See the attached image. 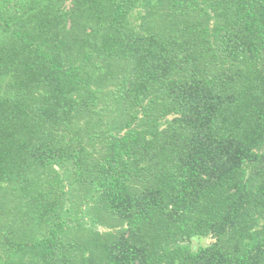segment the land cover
<instances>
[{
    "label": "trees",
    "instance_id": "1",
    "mask_svg": "<svg viewBox=\"0 0 264 264\" xmlns=\"http://www.w3.org/2000/svg\"><path fill=\"white\" fill-rule=\"evenodd\" d=\"M0 264H264V0H0Z\"/></svg>",
    "mask_w": 264,
    "mask_h": 264
},
{
    "label": "rangeland",
    "instance_id": "2",
    "mask_svg": "<svg viewBox=\"0 0 264 264\" xmlns=\"http://www.w3.org/2000/svg\"><path fill=\"white\" fill-rule=\"evenodd\" d=\"M209 241H210L209 239H203V240L200 241V243L206 244ZM197 245H198V241L195 240V243L193 244V248H196Z\"/></svg>",
    "mask_w": 264,
    "mask_h": 264
},
{
    "label": "water",
    "instance_id": "3",
    "mask_svg": "<svg viewBox=\"0 0 264 264\" xmlns=\"http://www.w3.org/2000/svg\"><path fill=\"white\" fill-rule=\"evenodd\" d=\"M195 243V240H192L191 247L193 248V244Z\"/></svg>",
    "mask_w": 264,
    "mask_h": 264
}]
</instances>
